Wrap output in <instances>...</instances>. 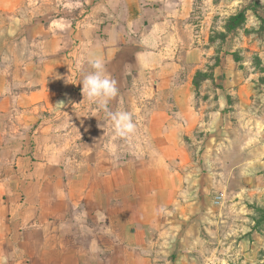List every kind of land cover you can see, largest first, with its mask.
Listing matches in <instances>:
<instances>
[{"label":"crops","instance_id":"1","mask_svg":"<svg viewBox=\"0 0 264 264\" xmlns=\"http://www.w3.org/2000/svg\"><path fill=\"white\" fill-rule=\"evenodd\" d=\"M193 15L194 0H0L7 264H264V73L224 53L196 87L211 35ZM90 55L135 134L83 97Z\"/></svg>","mask_w":264,"mask_h":264},{"label":"rangeland","instance_id":"2","mask_svg":"<svg viewBox=\"0 0 264 264\" xmlns=\"http://www.w3.org/2000/svg\"><path fill=\"white\" fill-rule=\"evenodd\" d=\"M240 11L245 13L241 27L228 31L230 18ZM193 21L203 23L205 34L211 35L207 51L209 71L222 54H231L241 63L244 74L259 85L260 73H264L260 56L264 51V0H194ZM261 77L264 80L263 74ZM252 208L259 227L264 220V206L255 203ZM261 254L262 251L257 250L258 264Z\"/></svg>","mask_w":264,"mask_h":264},{"label":"clouds","instance_id":"3","mask_svg":"<svg viewBox=\"0 0 264 264\" xmlns=\"http://www.w3.org/2000/svg\"><path fill=\"white\" fill-rule=\"evenodd\" d=\"M88 63L92 71L84 75L81 81L83 97L104 109L116 136L127 138L135 134L136 123L132 113L107 109V101L116 95L117 88L115 80L106 74L103 60L99 56L90 55ZM0 264H7V257L0 256Z\"/></svg>","mask_w":264,"mask_h":264},{"label":"trees","instance_id":"4","mask_svg":"<svg viewBox=\"0 0 264 264\" xmlns=\"http://www.w3.org/2000/svg\"><path fill=\"white\" fill-rule=\"evenodd\" d=\"M245 17V13L243 11L238 12L235 15H232V17L230 18V25L229 28H227L228 31L232 30V29H239L242 25V19ZM237 60V59H236ZM220 62V58L216 60V62L212 65V67L210 68V71L208 69V72H202L199 71L196 75V78L194 80V84L196 85V87H199V85H201V82L205 79V78H212V70L214 69L215 66H217Z\"/></svg>","mask_w":264,"mask_h":264},{"label":"built area","instance_id":"5","mask_svg":"<svg viewBox=\"0 0 264 264\" xmlns=\"http://www.w3.org/2000/svg\"><path fill=\"white\" fill-rule=\"evenodd\" d=\"M216 203H217V204L219 203V197L217 198V201H216Z\"/></svg>","mask_w":264,"mask_h":264}]
</instances>
